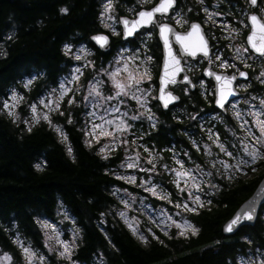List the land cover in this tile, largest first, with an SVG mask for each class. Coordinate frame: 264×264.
<instances>
[{
    "label": "trees",
    "instance_id": "1",
    "mask_svg": "<svg viewBox=\"0 0 264 264\" xmlns=\"http://www.w3.org/2000/svg\"><path fill=\"white\" fill-rule=\"evenodd\" d=\"M101 1L0 0V44L5 42L3 53H6L0 55V95H5L9 85L29 75L33 68L45 72V83H54L70 62L62 49L65 43L88 42L96 50V58L106 61L107 53L97 50L89 41L92 33L105 31L99 20ZM61 7L68 11L61 13ZM10 31L12 35L6 39ZM38 86L35 85V92ZM187 103L186 107L192 111L203 101L196 92ZM159 113L162 122L147 137L149 144L166 147L176 141L189 147L190 143L180 133L189 124L185 123L184 115L175 119ZM55 119L63 125L67 145L45 122L31 131H22L9 118L0 116V243L6 250L13 246L5 238L3 228L13 218L19 222V233L34 236L35 217H53L58 200L82 227L83 238L75 252L80 262H89L101 251L105 264H230L248 248L264 250L261 217L233 235L221 234L222 224L251 194L264 168L219 187L212 205L198 208L193 216L199 228L196 235L168 238L160 234L161 242L151 240L142 245L119 219L105 210L115 203L108 188L124 186L113 174L120 150L102 158L95 146L85 143L82 131L74 123H66L59 116ZM37 164H41L39 169L35 167ZM161 181L175 195L169 176L163 174Z\"/></svg>",
    "mask_w": 264,
    "mask_h": 264
},
{
    "label": "rangeland",
    "instance_id": "2",
    "mask_svg": "<svg viewBox=\"0 0 264 264\" xmlns=\"http://www.w3.org/2000/svg\"><path fill=\"white\" fill-rule=\"evenodd\" d=\"M144 1L148 2L150 0ZM103 4L104 0H102V3L100 5V13L103 10ZM113 7L114 11L111 13V15L114 17V19H105L102 23V18L99 14V20L103 29L108 34L113 35L112 28H115L117 30V34L113 36L117 37L120 34V30L117 26V14L119 12V9L114 4ZM202 7H208L207 12L202 11ZM217 7H219L218 0H213L212 4H209V2H207L206 0H203L202 4L199 3L198 0H180L177 9L173 13V16L179 13L185 20L190 13V9H199L200 11H202L204 14V18L207 19V23L210 25L208 36H210L212 39L213 47L211 54L212 58H210L212 59L214 66L218 67L220 63V61L216 60V56L219 55L222 60H225L222 58L224 56L223 49L219 43L220 39L224 37L230 40V47L231 50H233V54H231L232 62L229 59L226 61H228L230 64L236 63L237 66L244 65L241 60L233 59V56L236 54V46L243 45L238 38V34L232 33L231 36L229 35V31L232 28L231 26H228L227 29L225 28V25L223 28H218V24L220 22L217 20V15H215V13H217ZM262 9H264V0L260 1V5L257 8V12L264 19V12L261 11ZM132 10L133 7L128 9L129 12H131ZM248 11H250V5L248 2L239 9L240 15H245ZM209 13H212L211 19H209ZM213 21H215V23ZM104 23L109 24L110 27L105 28ZM179 25L182 27L184 24ZM11 35L12 32L10 31V35H7L6 39H8ZM151 35H149L148 33H144L142 37L138 39L139 43L137 45L117 44L114 50L109 54L108 60L104 62L102 61L101 57L99 58V60L96 58V50L92 46H90L88 42L81 41L77 43H66L72 45V53H77V50L82 45L88 50V52L80 61L72 59L71 56H67L70 59V62L66 63V65L64 66V71L60 73L54 83H45V72L43 70L33 68L31 74L24 75L16 83L9 85L6 88V94L0 95V116L9 118L11 122L18 126L22 131H29V127L32 129L34 126L45 122L43 119L39 120L38 122H32V114L30 112L29 105L32 103L38 104L40 97L46 96L47 93L51 92L53 88L58 86L60 81H62L65 77H69V74L72 72L73 68L80 67L84 63V60L91 61L94 65V68L85 66L82 69L84 75L80 77L81 88L79 94L76 96V99L79 101V103L68 105L66 102L67 98H65V100L61 103L64 115L61 116L59 112H53L51 114L53 123L59 125L63 130V125L60 124L59 120L55 119V117H63L65 119V122L69 123L68 114L71 113L72 122L69 124L74 123L75 126L82 131L83 139L86 143V140L91 139V135H89L88 137H85L84 135V132L91 127V125L88 123L89 119H92L93 122H97L94 117H89L88 115L89 112L94 111L91 103L85 102L84 100V92L88 87V80L93 78L103 80L105 82L104 85H102L104 89V95H110L111 85L108 83V77L102 74L97 77V72L101 67L110 69V67L115 63L114 57H116L117 54L121 53L122 50H126L123 53L124 55L136 54L140 57H143L145 55H150L153 57L151 62H149L148 64L152 79L145 80L141 84L142 88H147L149 86H151L152 88V92L145 98L146 108L150 110L152 114L151 120L149 119L148 111H145L144 108L139 107L135 100H130L128 97L124 96L118 97L115 101H108L101 107V110L97 112L98 116H104L105 119L119 115L120 117L125 119L128 124L131 125V127L128 128L126 132L114 133V135L117 136L118 140H127L128 144L125 145L122 143H116L115 150L109 152L108 156H111L115 151L120 150L119 161L117 163V166L113 168V174L116 177L118 175L125 177L135 176L137 180L135 184H131L126 183L123 179H119L121 182H123L124 186H110L108 189L115 198V203L107 206L105 210L109 215L115 216L117 219H119L129 230L131 235L142 245H147L151 240H157L161 242L162 240L160 234L168 238L171 236L185 237L176 235L177 229L174 225L167 227L166 230L168 232V235H165V227L157 223L158 218L164 219V217L161 215V211L170 215L172 219L177 222L183 223L184 220H187L196 228L197 226L193 221V216L197 211L189 212L183 209H177L173 204H169L164 200L156 199L155 197L151 196L149 193L145 192L142 187L138 186L141 177L147 179L149 176H151L153 182L159 185L163 190H166L172 194L171 198L174 202H179L181 197L187 196V193L178 194L176 190V193L174 195L172 192L166 189V187L162 185L161 176L163 174L168 175L170 181H172L173 177L171 173H167L160 166L166 164L170 168L179 167L174 163V157L175 159L183 160L185 162V167H192L194 163L200 164L203 166L205 172H212V176H204L203 180H210L212 184H216L218 186L216 189H212L205 187L204 184L201 185L204 188V193H200L201 198L205 201H211L210 204L205 203L204 206H207L212 205L213 197L217 194V192L219 191V187H221L224 182H234L238 177L252 176L258 171H262L264 168V159H259L254 164H250L247 168H244L241 172L229 170V175L231 178L226 179L223 175H219L217 173L216 168L210 167V163L214 159L227 160L229 163H232L233 160L229 157L224 156L223 153L220 152V149L216 145L212 144L211 140L208 139V129H212L213 132L219 135L220 141L224 144L229 152L233 153L234 157L236 153L239 152L240 139L244 138L243 130L239 125L242 120H248L249 122H251V116L248 113L251 110L258 109L260 107L259 98H264V84H262L257 78L262 67H264V58L258 56L257 58L253 57V59H251L249 63V66L252 69V81L250 83H245L248 85L247 89H242V91L245 93V96L243 98L233 100L230 103L229 107H227V111L225 113L217 111L212 106V101L210 100V97L212 95L209 93H212L213 90L201 75V62L187 58L186 61H184L186 70L194 73L195 76H201V79L198 80V85L200 93L199 96L203 101V104L192 111H190L189 107L177 106L167 112V115L174 116L175 119H178V116L184 115L185 123L186 121H188L189 124L188 127L182 129L180 133H182L183 137L190 143V146L187 147L183 146L182 144L178 145L176 141H173L169 146L166 147H157L156 145L154 146L152 144H149V142L146 140L147 137L149 136L151 131L156 130L159 123L162 122L159 113V103L157 99L153 98L154 96H156L157 90L156 76L158 71V57L160 56V48L155 45H147ZM4 45L5 42H2L0 44V49L2 52L4 50ZM244 55L247 56L246 53ZM200 60L203 61L202 58H200ZM132 63L133 65H135L141 63V61L136 60ZM33 76H35L36 79L33 80L27 88H25V81L31 79ZM201 81L204 82L203 86H201ZM36 84H39V86L38 91L35 92L36 89L34 87ZM250 87H254L255 89V91L251 95L248 94V90ZM12 90H15L20 96L23 97V100L15 109L17 113L15 122H13V119L9 117L6 114V111L2 109L3 101L10 97ZM250 97H257V99L253 100ZM233 104H235L236 108L241 112V120H236L234 118L232 114ZM109 105L116 106L118 108V111L110 112L108 115H105L103 108H107ZM38 107L41 106L38 104ZM138 113L139 115L137 119H131L132 116L137 115ZM193 116L195 117V119L192 118ZM25 120L29 121L27 125L25 124ZM248 127H252L251 123L245 125V130ZM51 129L54 128L51 127ZM253 131H255L254 128ZM133 140L136 141L135 144L132 143ZM63 141L67 145V140ZM192 141L198 142V147L200 149L199 151L193 148ZM205 144H208L211 150V156H207L205 154ZM104 145H108L109 148L113 147L110 137H100L98 141L92 140L91 143V146H95L96 152L101 154V156H103L104 154L100 153L99 149ZM125 148L128 149L127 152H125ZM145 148H147L149 151L145 152ZM185 152H188L190 155L185 156ZM134 153H139L140 160L138 163L141 167L144 168L151 167V165L147 163V157L151 153L154 157V162L156 163L158 170L153 173H148L146 171L141 172L139 168L131 169L122 167L121 162L125 160L126 156L131 158L132 160L136 159ZM217 167H219L220 173L225 172V169L222 166L217 165ZM253 169L255 170L253 171ZM122 189H127V192L133 194V196L135 197V200L131 202V207L129 208H125L124 204L121 203V198L125 200L129 199L127 193H125L124 191H118ZM188 203L191 204V201H188ZM120 211H124L126 213L128 222L134 225L137 234H134L133 231L128 227V224L125 222V219L121 218L118 215V212ZM101 217L103 221L104 216L102 215ZM258 218L261 219V222L264 225V210L260 211ZM41 222H47L52 227H42ZM102 224H99L98 227L101 231L104 232L108 240L109 237L105 233V229L103 228ZM20 229L21 228L19 222L14 218L10 221V224L8 226H5L3 228L5 238L8 239V242L13 246V249L6 250L5 247L0 243V257H2L5 252H7L11 257V260H9L7 264H25V258L21 251V244L29 247L35 253L36 257H44L43 261H40L38 258L34 259V264H69L68 258L60 257L58 255L59 245L56 244V239L53 234L54 230L55 232L59 233V238L61 240H67L69 242L74 241L75 247L72 249L71 260L75 261L76 264H105L106 262L105 256L101 251L96 253L95 256H92L89 262H80L75 258V252L79 247V242H81L83 238V230L82 227L77 224L75 217L71 214V212L62 203L61 200H58L53 217L40 215L35 218V228L32 231L34 233V236L32 234H29L27 236L24 233H19L18 231H20ZM140 235H143L146 239L142 241L140 239ZM153 235H155V239L153 238ZM189 235L186 237H189ZM16 240H18L20 243H15L14 241ZM262 261H264V250L256 247L254 249L248 248L245 253L237 254L234 261L230 262V264H261Z\"/></svg>",
    "mask_w": 264,
    "mask_h": 264
},
{
    "label": "snow or ice",
    "instance_id": "3",
    "mask_svg": "<svg viewBox=\"0 0 264 264\" xmlns=\"http://www.w3.org/2000/svg\"><path fill=\"white\" fill-rule=\"evenodd\" d=\"M176 0H158L157 3L151 8L145 9L141 8L139 11L134 13L133 18L129 19L126 17H120L118 23L122 26V34L124 37L132 36L137 32L138 29L146 28L149 25H155L159 30V37L163 41L164 46V57L161 74L159 76V90L157 96H154V99H158L162 105L167 108L169 103L178 99L171 91H168L167 85L176 83V74L182 71L181 59L183 54L195 57L197 53H202L204 57L209 58V45L204 35L201 32V26L193 22L190 27L183 32L174 31L173 28L168 23H158L157 14L161 16H167L169 10L174 11V4ZM199 3H203V0H198ZM248 3L252 5L257 4V0H247ZM140 3H144V0H140ZM202 11L207 12V8H201ZM67 8L61 7L60 12L66 13ZM114 11L113 0H104L103 10L100 13L102 18V23L105 19L112 20L114 17L111 13ZM264 12V9L261 10ZM221 13H215V15H220ZM212 13H209V19H211ZM173 19L177 24H185L186 20L183 19L182 15L177 13L173 16ZM215 23V21H213ZM244 23V21H240ZM247 26L249 31L246 36V45H237L236 54L233 56V59H239L244 63V66L247 68V60L253 59L254 55L264 58V19L258 17L257 14L251 13L247 16ZM105 28H109L110 25L104 23ZM225 28H228V25H225ZM239 29L233 27L229 31V35L232 33H238ZM113 35L117 34V30L112 28ZM151 35V33H148ZM234 38V37H233ZM92 41H95L99 47L104 48L108 45L109 38L107 35L102 33L95 34L90 38ZM175 40L176 44L179 46V53L173 51V46L171 40ZM72 45L65 44L63 46V51L66 56H71L72 59L80 61L87 54L88 50L82 45L77 53L71 52ZM126 50H122L121 53L117 54L114 57L115 63L110 67V69L101 67L97 72V77L101 74L108 77V83L111 85V94L105 96L104 81L98 78H93L88 80V87L84 92L85 102L91 103V106L94 111L89 112V117H94L97 122H93L92 119H89L88 123L91 125L89 129L84 132L85 137L91 135V139L86 140V143L91 146L92 140H99L100 137H110L112 140L113 147L109 148L108 145L100 147V153L104 155L102 158H107L109 152L115 150L116 143H122L127 145V140H118L117 136L114 133H123L131 127L128 122L120 117L119 115L105 119L104 116H98L97 112L101 110V107L105 105L108 101H115L118 97L124 96L128 97L130 100H135L137 105L141 108H144L145 111H148L149 119H152V114L150 110L146 108V97L152 92L151 86L147 88H142L141 84L145 80H151L152 75L148 67L149 62L153 59L150 55H145L140 57L139 55H124L123 53ZM248 53L247 56L244 54ZM0 55H6V53L0 52ZM140 60L141 63L133 65V61ZM216 60L220 61L218 67L221 69L233 68L236 69V72L232 75L224 73H214L211 70L205 68L204 74L210 77H214L215 85L214 91L209 93L215 97V104L221 108H225V101L229 99L230 96L236 94V86L233 85V81L236 80L237 75L239 77H246L248 74L245 71L239 70L235 64H230L226 60H222L218 55ZM93 67L94 65L91 61L84 60V63L80 67L73 68L72 72L69 74V77H65L57 87L53 88L51 92L47 93L46 96L39 98L38 104L41 107H38L37 103H32L29 105L30 112L32 114V122H38L43 119L49 124L50 127H53L54 130L59 134L63 140H67V135L63 132L62 128L54 124L51 119V114L53 112H59L61 116L64 115V112L61 107V103L67 98L66 102L68 105L78 104L79 101L76 99V96L79 94L81 84L80 77L84 75L82 69L83 67ZM262 84H264V67H262L257 77ZM36 77L33 76L31 79L25 81V88H27ZM184 81H189V77L184 75ZM203 81H201V86H203ZM240 88L247 89V84H240ZM187 91V89H185ZM255 100L257 97H250ZM23 100V97L20 96L15 90H12L10 97L5 99L2 104V109L6 111V114L13 119L15 122L17 118V113L15 109L18 104ZM123 102V101H122ZM247 103V101H246ZM259 108L256 110H251L248 114L251 116V122L248 120H242L240 127L243 130L244 138L240 139V149L236 153L235 157L232 152H229L224 144L220 141V137L217 133L213 132L212 129H208V139L211 140L212 144L216 145L220 152L224 156L229 157L233 160L232 163H229L227 160H218L214 159L210 163V167L216 168V171L219 175H223L226 179H230L229 170L235 172H241L244 168H247L250 164H254L259 159H264V98H259ZM251 108V106H250ZM233 116L236 120H241V112L236 108L235 104L232 105ZM105 115H108L110 112L118 111V108L113 105H109L107 108H103ZM126 115V114H125ZM138 115H134L131 119L135 120L138 118ZM195 119V117H192ZM68 122H72L71 113L68 114ZM29 121L25 120L27 125ZM251 123L252 127H248L245 130V125ZM253 128L255 131H253ZM31 131V128H28ZM133 144L136 143L135 140L132 141ZM192 146L197 151H199L198 142L192 141ZM68 153L71 154L72 149L69 147ZM128 149L125 148V152ZM149 150L145 148V152ZM204 152L207 156H211V150L208 144L204 145ZM136 159L132 160L127 157L124 161L121 162V166L125 168L137 169L141 172L153 173L156 172L157 165L154 162V157L150 153L147 157V163L151 167L144 168L141 167L138 163L140 160L139 153H134ZM185 156H189L188 152L184 153ZM174 163L179 167H168V165H161L167 173L172 174L171 183L176 187L177 193H187L186 197H181L179 202H174L171 198V193L166 190H163L159 185L152 181V177L149 176L147 179L143 177L140 178L139 187H142L143 190L149 193L151 196L156 199L164 200L169 204H173L177 209H183L189 212H196L198 208L204 207L205 203H211V201H205L201 198L200 193H204V188L201 186L204 184L205 187L216 189L218 186L212 184L210 180H203L204 176H212V172H205L203 166L200 164H193L192 167H185V162L180 159H175ZM222 166L225 169L224 173L219 172V167ZM37 169L41 167L40 164L35 165ZM255 169H253L254 171ZM200 177V178H198ZM117 179H123L126 183L135 184L137 178L135 176H117ZM118 191H124L127 193L129 199L125 200L121 198V203L124 204L125 208L131 207V202L135 200L133 194L128 193L127 189H122ZM261 193L264 194V189H261ZM191 201V204L188 203ZM143 203V202H141ZM255 200H251L247 203L246 206H242L241 210L236 213V215L228 222L225 226L224 231L230 232L233 227L239 224L241 221L247 219L251 220L253 213L255 211ZM118 215L125 219V222L128 224V227L136 233V229L132 223L128 222L126 213L124 211L118 212ZM161 215L164 219H157V223L165 227V235H168L167 227L174 225L177 229V236H188L196 235L198 229L191 224L189 221L184 220L183 223L177 222L172 219L170 215L161 211ZM67 218V217H66ZM135 219V218H133ZM42 227L48 228L52 227L47 222H41ZM54 236L56 239V244L59 245L58 255L60 257H66L69 260V264H76L75 261L71 260L72 249L75 247V243L69 242L67 240H61L59 238V233L55 232ZM155 239V235H153ZM140 239L144 241L146 238L143 235H140ZM15 243H20L18 240L14 241ZM21 246V251L25 258V264H34V259L38 258L40 261L44 260L43 256L36 257L35 253L29 248ZM11 260V257L7 252L0 257V264H7ZM264 264V261L261 262Z\"/></svg>",
    "mask_w": 264,
    "mask_h": 264
},
{
    "label": "flooded vegetation",
    "instance_id": "4",
    "mask_svg": "<svg viewBox=\"0 0 264 264\" xmlns=\"http://www.w3.org/2000/svg\"><path fill=\"white\" fill-rule=\"evenodd\" d=\"M157 1L158 0H150L148 2L144 1V3H140V0H113V4L119 9V12L117 14V26L120 30V34L117 37L113 36L112 34H108V36L110 37V41H111V47H110V50L108 51V54H110L114 50L117 44L137 45L139 43L138 39L142 37L144 33H149V32L152 33V35L150 36V39L148 40L147 45L149 46L155 45L158 48H161V43L157 36L158 28L155 25H149L146 28H141L139 32L135 34L134 37L128 38L127 40L123 41L121 40L122 26L118 23L120 17H126V18L131 19L133 18L135 12L139 11L141 8H145V9L151 8L152 6L155 5ZM179 1L180 0H176V6L174 8V11L177 9V6L179 5ZM206 1L209 2V4H212L213 0H206ZM218 1H219V7H217L216 11L217 13H221L220 15H217V20L220 22L218 24V28H223L224 25H228V26H231L232 28L235 27L239 29V32L237 33L238 38L242 42L243 45L247 46L246 36L249 31V27L247 26V16L249 13H252V12L257 13L260 16V14L257 12V8L259 7L261 0H259L258 4L255 7L250 6V11H248L247 14L245 15H240L239 9L242 8L244 4L247 3V0H218ZM131 7H133V10L129 12L128 9ZM174 11L171 10L167 16L157 15L158 23H168L172 25L173 27H175L177 30L183 31L188 27L190 23L198 22L203 27L205 33L208 36V32L210 31V25L207 23V19L204 18V14L202 11H200L199 9H190V13L185 19L187 23H185L182 27L179 24H177L176 21L173 19ZM193 16H196V17H193ZM261 19L263 18L261 17ZM243 20H244V23L243 24L240 23V21H243ZM208 39H209L210 44L212 45L211 37L208 36ZM229 41H230L229 39L224 37L220 39L219 43L223 49L224 56L222 58L225 60L229 59L232 62L231 54H233V52L231 50ZM173 46L176 47V44L173 43ZM246 55H248V53H246ZM254 57L257 58V56L255 55ZM186 59L187 58H183V64H184V61H186ZM160 60H161V57L159 56L158 57V69L160 65ZM195 60L201 62L200 71H202V69L204 68L206 64H209L213 70H216L220 73L234 74L236 72V69H233V68L221 69L219 67H215L212 59H211V63L209 61L207 62L201 61L199 57ZM249 63H250V60H247L248 65ZM236 67L239 70L245 71L248 74L246 79L237 80L235 83L239 91V95L235 99H239L245 96V93L242 91V88H240L239 85L250 83L252 81V69L250 66L246 68L244 65H239V66L236 65ZM188 73L191 79L196 83L197 88L190 91L186 84H181V83L173 86L171 89L174 93L180 96V101L177 104L171 106L170 109L164 112H169L172 108L177 107V106L179 107L186 106L188 104L187 101L190 100L191 95L196 92L199 93L198 80L201 79V76H195L194 73L189 72V71ZM205 81L206 83L209 84V86L213 90L212 79L211 78L205 79ZM185 89H187V91H185ZM254 91H255L254 87H250L248 90V94L251 95ZM212 101H213V96H212ZM232 101H230L226 107H229Z\"/></svg>",
    "mask_w": 264,
    "mask_h": 264
},
{
    "label": "water",
    "instance_id": "5",
    "mask_svg": "<svg viewBox=\"0 0 264 264\" xmlns=\"http://www.w3.org/2000/svg\"><path fill=\"white\" fill-rule=\"evenodd\" d=\"M175 5H176V2H175V4H174V6L173 7H175ZM171 10V9H170ZM170 10H169V12H170ZM256 14V13H255ZM259 17V16H258ZM193 23V22H192ZM196 23H198V22H196ZM199 24V23H198ZM190 25H191V23H190ZM190 25H189V27H190ZM200 25V24H199ZM201 26V25H200ZM172 27V26H171ZM188 27V28H189ZM173 28V30L174 31H177V30H175L174 29V27H172ZM187 28V29H188ZM139 30V29H138ZM137 30V31H138ZM123 31V30H122ZM186 31V30H185ZM201 32H202V34L204 35V37H205V39L207 40V42H208V45H209V56H210V54H211V47H210V44H209V40H208V38H207V36H206V34H205V32H204V30H203V28H202V26H201ZM98 33H102V34H104V35H107L106 33H104V32H96V33H93V34H91L90 36H89V39L91 38V36H93V35H95V34H98ZM135 34V33H134ZM134 34L132 35V36H129V37H133L134 36ZM157 35H158V38H159V41H160V43H161V53H162V56H161V63H160V68H159V73H158V76H157V83H158V87H157V94H158V90H159V76H160V74H161V70H162V65H163V57H164V46H163V41L160 39V37H159V30H158V33H157ZM108 36V35H107ZM109 38V37H108ZM126 38H128V37H124L123 36V34H122V39H126ZM90 41H91V43L97 48V49H99V50H101V51H107L108 49H109V47H110V38H109V42H108V45L107 46H105L104 48H101V47H99V45H97L96 43H95V41H92L91 39H90ZM171 43H172V46H173V43H175L176 44V42H175V40L173 39V41L171 40ZM173 51L175 52V53H179V46L177 45V51L178 52H176V50H175V48L173 47ZM198 56H202L203 58H204V60H208L209 58L208 57H204L203 56V54L202 53H197V55L195 56V57H193V56H189V55H187L186 53L185 54H183V57H190L191 59H195V58H197ZM181 67H182V71H180V72H178L177 74H176V77H175V79H176V83H174V84H168L166 87H167V89H168V91H171L172 92V90L169 88L170 86H174V85H176V84H178V83H183V84H188V86H189V88H190V90H194L195 89V83L191 80V78H190V76H189V74L186 72V70H185V68H184V66H183V63H182V59H181ZM205 68H207V69H209V70H211L212 72H214V73H219V72H216L215 70H213V69H211L210 68V66L209 65H207V66H205L204 68H203V70H202V74H203V76L205 77V78H210V76H207V75H205L204 74V69ZM224 74H226V73H224ZM180 75H182L181 77H179ZM184 75H187L188 77H189V81H184L183 80V77H184ZM230 75H232V74H230ZM212 78V81H213V87H214V85H215V80H214V77H211ZM237 78L238 79H245V77H239L238 75H237V77H236V80H237ZM236 80H234L233 81V85L235 86V82H236ZM173 93V92H172ZM176 97H178V99L177 100H175V101H172L171 103H169V105H168V107L167 108H165L163 105H162V103L157 99V101L159 102V104H160V106H161V108L162 109H168L169 108V106H171V105H173V104H175V103H177L178 101H179V96L177 95V94H175V93H173ZM239 93H238V91H237V89H236V94L235 95H233V96H230L229 97V99L227 100V101H225V105L228 103V101L229 100H231L232 98H234V97H236L237 95H238ZM214 100H215V97H214V99H213V105L216 107V108H218L219 110H221L222 112H225V108H221V107H219V106H217L216 104H215V102H214ZM261 189H264V174L260 177V179L258 180V182H257V184L255 185V187H254V189H253V191L251 192V194L234 210V212L231 214V216L222 224V226H221V234L222 235H225V236H228V235H233L240 227H242V226H244V225H250V226H252L255 222H256V220H257V218H258V215H259V211H260V208H261V206L264 204V194H262L261 193ZM251 200H255L256 201V203H255V211H254V213H253V217H252V219L251 220H247V219H245V220H243V221H241L239 224H237V225H235L234 227H233V229H232V231H230V232H226V231H224V228H225V226L228 224V222L236 215V213L237 212H239L240 210H241V208H242V206H246L247 205V203L249 202V201H251Z\"/></svg>",
    "mask_w": 264,
    "mask_h": 264
},
{
    "label": "bare ground",
    "instance_id": "6",
    "mask_svg": "<svg viewBox=\"0 0 264 264\" xmlns=\"http://www.w3.org/2000/svg\"><path fill=\"white\" fill-rule=\"evenodd\" d=\"M208 8V7H207ZM244 21V20H243ZM174 23V22H173ZM233 51V50H232Z\"/></svg>",
    "mask_w": 264,
    "mask_h": 264
}]
</instances>
